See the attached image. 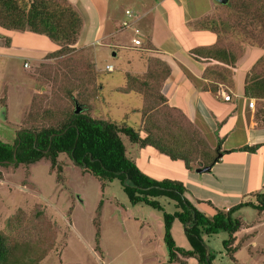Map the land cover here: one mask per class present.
<instances>
[{
  "label": "rangeland",
  "instance_id": "1",
  "mask_svg": "<svg viewBox=\"0 0 264 264\" xmlns=\"http://www.w3.org/2000/svg\"><path fill=\"white\" fill-rule=\"evenodd\" d=\"M231 4L234 7L239 2L231 0ZM255 5H259V2H254ZM233 7L229 9L220 6L209 19L230 25L226 29L218 27L220 30L215 34L216 42L217 46L230 51L238 59L244 48H259L264 30L257 23L248 26L246 22L249 20L240 15L243 24ZM256 13L264 20L260 10ZM243 25L246 29H243ZM136 33V29L132 28L123 30L115 36L114 42L128 44ZM24 36L15 31H0V99L7 97L5 105L0 102L1 142L12 145L19 129L56 123L73 108L74 103L85 107L83 112L93 119L125 124L140 136L145 135L139 131V117L134 112V109L140 108L141 97L133 93H116L114 90L123 85V73L137 65L136 61H133L134 65L126 62L136 52L112 51L97 42L85 47H71L67 54L38 64L31 59L25 60V47L46 50L48 43L51 47L49 51H55L57 47L44 36L38 37L40 41L35 39L32 42H25ZM262 44L264 46L263 41ZM113 52L116 56H112ZM7 55L12 57L8 58ZM24 63L28 68L23 67ZM92 65L96 74L93 80L89 77ZM105 65L112 66L113 71L106 72ZM244 66L246 63L240 60L239 68ZM219 70L225 76L231 74L227 67ZM225 93L230 95L226 90ZM164 113L153 119L152 127L149 126L151 133L163 138L165 145L172 150L188 153L191 163L197 165L198 160L204 157L199 151L207 139L177 114L169 113L168 116V113ZM121 139L127 157L150 178L158 180L170 173L179 177L177 167L173 169L166 161L153 160L154 151L149 146L139 148L130 145L125 137ZM58 161L62 169L58 179L55 171L49 170V163L45 160L28 168L21 165L16 168L12 165L0 167V230L17 240L30 236L29 244L32 246L34 238L31 229L37 226L33 214L41 211L44 220L51 225L53 245L37 264H160L158 258L163 260L162 254L166 250L165 247L160 249L157 243L161 241L162 235L161 213L144 205L130 206L117 180L103 183L89 173L81 172L64 156H60ZM187 179L186 183L196 182L193 178ZM208 188L215 193L227 195L226 190L220 187ZM256 195H241L240 198L242 202L253 197L255 200ZM185 198L197 209H206L205 205L194 203L190 194H185ZM159 201L167 213L174 211L170 201ZM99 202L96 240L94 219ZM223 204L227 205V202ZM248 210L256 214L253 209L242 207L232 214V219L239 217L246 221L249 219L246 213ZM18 211L24 214L22 227L18 231L20 236L9 231L5 225V221L12 219ZM224 239L226 234L223 232L203 238L212 255L211 264H251L244 258L232 263L221 245ZM164 259L167 261L166 257ZM263 259L264 256L261 257L259 252L253 262L260 264Z\"/></svg>",
  "mask_w": 264,
  "mask_h": 264
},
{
  "label": "trees",
  "instance_id": "2",
  "mask_svg": "<svg viewBox=\"0 0 264 264\" xmlns=\"http://www.w3.org/2000/svg\"><path fill=\"white\" fill-rule=\"evenodd\" d=\"M237 1L238 6L233 7L231 0H228L226 5H219V7L229 9L233 7V10L236 9L239 14V20L242 19L240 15H243L249 20L246 22L248 26H254L257 23L264 30V20L256 13L260 10L264 14L263 0ZM254 2H259V5L254 6ZM240 21L245 24L242 20ZM196 25L199 29L213 34H217L219 28H230L228 23H216L209 18L197 22ZM81 27L80 15L67 0H0V30L30 32L46 37L57 47V50L47 56V60L70 52L71 47L77 42ZM243 29H246L244 25ZM262 41L264 43V38L258 46L262 55L244 77L242 95L246 99L254 98L264 101ZM217 42L209 48L192 49L188 54L194 61L206 67L210 64L227 67L232 75L235 70V56L230 51L217 46ZM146 65V71L141 75L123 73V85L115 90L120 94L133 93L141 97L143 101L140 110L141 130L145 135L140 136L136 130L125 124L93 119L88 113L83 112L85 107L74 103L73 108L56 123L37 128L19 129L12 145L0 141V167L12 165L16 168L21 165L28 168L45 160L49 163V170H54L58 179L62 171L58 158L64 156L81 172L89 173L100 182L117 180L130 206L144 205L161 213L162 241L167 252V261L164 264L176 261L182 263L178 256L182 259L194 258L197 264H211L212 255L203 238L220 232L226 234V239L221 242V245L225 254L233 262L232 255L238 250V245L234 244V234L240 229L241 223L237 219H232V214L242 207H249L257 214L261 213L264 210V193L255 196L254 204L241 202L227 210H219L209 202L195 201L198 206H206V209L199 210L185 198L187 190L182 182L171 179H152L127 157L122 136L130 145H136L139 148L149 146L170 160L182 161L187 170L192 164L188 153L172 150L165 145L163 138L151 133L149 126L152 127L153 119L163 112L168 113V116L171 113L177 114L188 126L191 124L180 110L168 108L165 98L160 93L161 86L170 73L169 67L156 58H148ZM91 67L93 72L89 70L91 74L89 77L93 80V76L96 79V74L94 66ZM0 102L5 105L4 99H0ZM75 105L80 108L78 114H74ZM258 147L261 145L244 147L241 150L252 152ZM213 151L215 155L212 156ZM199 152L204 156L202 160H198V166L201 168L211 166L219 159L218 145L211 150L207 143H203ZM161 199L173 204L172 213L164 210L163 204L159 201ZM99 211L100 202L94 219L97 228L96 240L98 239ZM23 215L22 211H18L12 219L5 221L7 226L5 227L9 231L18 233L22 227ZM42 216L41 211L33 214V220L37 221V226L31 229L32 239L34 238L32 246L29 244L30 236L17 240L0 230V264H37L45 257L53 245V236L50 232L51 225ZM175 222L183 228L188 249L177 247L172 239L171 229Z\"/></svg>",
  "mask_w": 264,
  "mask_h": 264
},
{
  "label": "crops",
  "instance_id": "3",
  "mask_svg": "<svg viewBox=\"0 0 264 264\" xmlns=\"http://www.w3.org/2000/svg\"><path fill=\"white\" fill-rule=\"evenodd\" d=\"M67 1L82 19L80 34L73 47L79 45L85 47L99 42V45H104L112 51H134L136 53L126 62L130 65L136 61L137 65L133 64L131 70L125 71L132 75L145 73L148 58L164 62L170 69L160 89L166 105L168 108L180 110L199 135L207 139L209 149L219 146L218 161L203 173L195 172L201 168L199 164L192 163L187 170L182 161L170 160L149 147L154 151L153 160L166 161L169 166L173 169L177 167L179 171V177H174L170 173L158 180L180 181L187 190L185 194H190L194 203L209 202L215 208L225 210L241 203V195L264 193V101L249 98L255 100V107L251 109L247 105L248 99L242 95L245 74L261 57V50L256 47L244 48L236 59L234 73L230 76L220 72L221 66L210 64L206 67L194 61L188 54L192 49L209 48L216 43L217 36L199 29L196 23L210 18L217 12L218 4L213 0ZM126 10L131 12L130 18H126L124 14ZM124 20L128 21L129 27L119 30ZM131 28L136 29L137 33L128 44L114 42L116 35ZM19 33L25 35V42L42 37L30 32ZM134 38L140 40L139 46L133 45ZM25 49L27 50L25 60L31 59L38 64L47 60V56L54 52L49 51L50 43L46 45V50L28 46ZM113 53L112 56H116V53ZM240 60L246 63V66L239 68ZM120 87L122 86L115 87L114 90ZM225 90L230 93L228 102L220 97V93H225ZM4 98L6 101L7 97ZM142 105L143 101L139 109H134L139 117V131L142 124L140 115ZM257 145L261 147L252 152L241 150ZM188 177L195 179L196 182L186 183ZM208 185L226 190L227 195L215 193ZM224 201L227 205L223 204ZM246 201L255 203L254 197ZM250 211L252 210L246 211L249 218L246 221L236 218L240 221L241 227L234 234V244L238 245V250L232 255L234 260L232 263L244 258L245 261L255 264L253 259L257 253L260 252L261 257L264 256V210L259 214ZM171 235L177 247L188 249V242L180 224L173 223ZM157 243L160 249L164 247L162 235L161 241L158 240ZM162 256L167 258L166 250ZM164 258L163 260L158 258L160 264L166 261ZM178 258L182 263L176 261L171 264H197L194 258L182 259L179 256ZM263 262L264 259L260 264Z\"/></svg>",
  "mask_w": 264,
  "mask_h": 264
},
{
  "label": "built area",
  "instance_id": "4",
  "mask_svg": "<svg viewBox=\"0 0 264 264\" xmlns=\"http://www.w3.org/2000/svg\"><path fill=\"white\" fill-rule=\"evenodd\" d=\"M124 14H125L126 18H130L131 17V12L129 10H126L124 12ZM128 27H129V23H128L127 20H124V21L121 22L120 29H126ZM132 43H133L134 46H139L140 45V40L138 38H134V39H132ZM23 67L24 68H27L28 65L26 63H24L23 64ZM104 70L106 72H111V71H113V67L110 66V65H105L104 66ZM220 97L225 102H228L230 100V95L227 94V93H224V92L220 93ZM247 105H248L249 108L254 109V107H255V100L254 99H248Z\"/></svg>",
  "mask_w": 264,
  "mask_h": 264
},
{
  "label": "water",
  "instance_id": "5",
  "mask_svg": "<svg viewBox=\"0 0 264 264\" xmlns=\"http://www.w3.org/2000/svg\"><path fill=\"white\" fill-rule=\"evenodd\" d=\"M216 4L218 5H226L228 0H213ZM112 55H114V53H112ZM80 112V108L75 105V109H74V114H78ZM210 169V166H205L202 168H198L195 170V172L197 173H203V172H207Z\"/></svg>",
  "mask_w": 264,
  "mask_h": 264
}]
</instances>
